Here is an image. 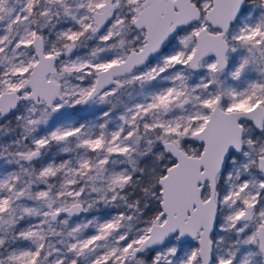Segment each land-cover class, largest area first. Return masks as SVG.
<instances>
[{
  "label": "snow or ice",
  "instance_id": "6c2138e0",
  "mask_svg": "<svg viewBox=\"0 0 264 264\" xmlns=\"http://www.w3.org/2000/svg\"><path fill=\"white\" fill-rule=\"evenodd\" d=\"M0 264H264V0H0Z\"/></svg>",
  "mask_w": 264,
  "mask_h": 264
}]
</instances>
